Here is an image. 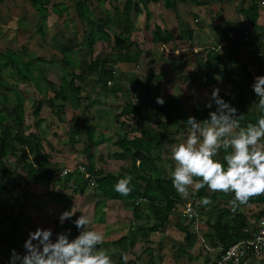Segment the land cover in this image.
<instances>
[{"label": "crops", "instance_id": "0c3cea01", "mask_svg": "<svg viewBox=\"0 0 264 264\" xmlns=\"http://www.w3.org/2000/svg\"><path fill=\"white\" fill-rule=\"evenodd\" d=\"M148 8L151 22L147 29L142 12L136 14L135 18L139 16L138 18H134L135 29L130 38L131 46L121 50L114 47L113 42L97 41L93 45L92 53L87 47V52L85 48L83 53L81 51L80 58L75 63V72H79L81 67L86 75L84 81L76 84L80 86L79 93L69 91L68 101L60 110L61 119L47 111L41 116L44 120H41L38 130L41 132L42 152L48 153L51 164L58 168L55 173L85 163L84 149L88 140H92L91 152L95 170H100L103 174H126L131 161L129 154L123 150L126 147L123 138L132 139L140 135L146 127L170 117L172 123L167 127L166 140L159 148L153 146L160 156L156 166L158 172L168 178V170L175 166L171 152L179 143L177 135H186L185 121L189 116L200 121L208 118L209 112L205 105L213 88H219V96L230 93L234 99L238 93L234 85L245 82L241 66H245L251 75V83L255 76L264 75V0H173L170 7L158 2L148 4ZM155 25L174 37L182 29H191L190 48L178 50L173 41L152 42ZM107 31L111 35H120L122 29L111 26ZM60 45L61 43L58 46ZM80 48L82 47L79 46L76 50H81ZM107 49L112 53H108ZM125 50L132 55L136 53V57L129 58L124 53ZM47 61L51 62L49 59ZM91 61H103L104 68L113 70V79L100 77L96 69L90 72L88 65ZM64 69L67 73L70 72L68 68ZM64 69L59 81L51 75L48 76L49 79L59 83L65 73ZM218 71L226 73L218 75ZM207 74L215 79L209 85L206 82ZM247 96L252 98L250 94ZM157 97L177 98L181 109L170 112L167 117L159 111ZM129 99L136 106L137 112L125 116L122 115L121 108ZM162 116L165 119H161ZM90 130L101 136L92 138ZM71 139L75 141L72 142ZM55 178L60 186L62 176L56 174ZM32 186V194L37 192L40 197L44 195L41 186ZM64 190L74 191L70 197L71 211L77 213L84 205L90 209L92 225H102L110 229L127 226L124 228L125 233L123 231L119 237H130L131 234L128 233L132 230L135 237L133 248L139 243L140 250L135 254V248H129L128 245L126 250H119L131 264H146L150 259L154 264H213L222 249L220 243L210 238L215 234V219L222 217L220 223L227 224L228 229L241 227V232L247 236L256 228L257 218L264 213V201H251L233 210L230 203L233 194L217 192L212 203L205 206V210L211 211L206 214L200 212V218L193 221L187 219L182 209L183 203L188 199L180 196L164 229L161 232H148L147 227L152 225L153 218L146 202L140 201L139 215L134 217L129 202L104 200L95 186L86 187L84 192L71 187ZM189 192V197L195 195L192 189ZM88 200H91L90 203ZM99 211L102 215L98 222H94L96 212ZM45 212L46 216L50 214L48 208H44L42 214ZM238 214L240 216H236ZM240 222L246 225H240ZM181 224L188 225L190 231L196 234L197 238L190 249L180 250L184 243V233L178 228ZM238 264H264V255L247 256Z\"/></svg>", "mask_w": 264, "mask_h": 264}, {"label": "trees", "instance_id": "16d2710c", "mask_svg": "<svg viewBox=\"0 0 264 264\" xmlns=\"http://www.w3.org/2000/svg\"><path fill=\"white\" fill-rule=\"evenodd\" d=\"M55 1L29 0L39 18L36 23L38 34L45 35L44 29L47 27V18L50 12L59 15L65 13L67 16V19L64 21L65 25H70L68 24L70 23L69 20L72 21L70 28L72 31L75 29L74 35L76 36L81 32V38L91 53L93 51V45L97 41L106 43L113 42L114 47L121 50L126 49V47L132 45L130 38L135 29L134 18L136 14L141 12L144 14L145 28L147 29L148 20L151 17L148 4L162 2L165 7L173 5V0H125L122 3V7H120L119 0H113L112 5L108 9L104 7L105 0H97L96 6L98 11L94 13L88 4L90 0ZM111 26L121 27L122 31L120 35H111L107 31ZM73 38L70 37L66 42H71ZM168 41H173L178 50L190 48L192 44V31L191 29H182L179 35L174 37L168 31H163L158 25H155L152 42L167 43ZM70 50V47L59 49L61 55L60 60L70 72L67 73L65 71L60 82L56 83L54 80L49 79L46 67L48 63L43 57L36 55L34 52H30L26 47L20 50H14L9 47L0 49V88L4 87L7 90V92L0 91V190L8 194L18 189L22 191V196L26 197L29 193L26 187L33 184L41 186L44 195H54V171L58 168L51 164L49 154L42 152L41 132L38 130V127L41 123V116L46 111L56 114L61 119L60 110L68 101L69 91L78 94L80 86L76 84L81 83L85 79L86 71L81 67H79V72H75V63H77V60L71 55ZM124 53L131 59L136 57V53L132 55L128 50ZM231 64L232 61H230ZM207 65L212 67L208 62ZM104 66L105 63L103 61H91L88 69L90 72L96 69L100 77L112 80L113 70L108 67L104 68ZM241 69L245 76V82L234 85L238 91L234 99L231 98L230 93H222L220 97L237 109V114L242 116L240 121L241 126L245 127L249 123L255 124L261 116H264V113L257 108L259 98L251 89V75L245 66H241ZM2 71L7 72L8 75L12 74L13 76H17L23 83L32 86L30 92H32L34 99L31 103L30 112L35 118L34 121L25 122L27 115L25 110L26 95L18 88L17 82H10L2 75ZM224 73L226 71L217 72L218 75ZM214 81L213 76L210 74L206 75L208 85ZM41 82H44L48 89L42 87ZM229 83L232 85L231 82ZM47 90L51 92V95H45L43 97V94L48 93ZM10 93L11 96L9 95ZM38 93L42 94V99L39 98ZM248 94L252 98H249L247 96ZM163 99L165 103L159 108V111L163 115L168 117L170 112L181 109L177 98ZM10 103L12 106L9 107ZM44 105L48 109L40 113ZM215 107L213 105L207 111H214ZM121 111L122 115L128 116L134 111L137 112V108L132 105V101L129 99L122 105ZM171 123V118L169 117L165 121H157L153 126L146 127L140 135L134 136L132 139L123 138L125 139L123 141L126 143V147L123 150L129 154L131 161V165L127 169L128 172L126 174H103L100 170H95L91 152L92 140H88V145L84 149L86 162L82 163V166L94 179L95 188L102 193L104 200L129 202L134 217H138L139 215L140 201L146 202L149 213L153 218L152 225L147 227L148 232L157 230L161 232L166 226L165 224L168 221L169 215L176 208V203L180 200V195L172 186L171 178L156 176V172L158 171L156 166L157 162L160 161V156L158 154L151 155L152 145L159 148L166 140L168 135L167 127ZM71 140L72 142L75 141L73 139ZM18 152H20L18 159L21 163L17 162L14 166H11L9 164V155L15 156ZM27 152L31 153V159H29ZM225 154L221 150L216 159L222 160ZM136 162L138 163L136 164ZM126 176L132 177L130 183L132 191L128 196H122L114 189L117 182ZM89 182L90 180L85 178L80 171L71 169L62 176L60 187L64 189L71 187L79 192H84L85 188L89 186ZM194 196L199 212L206 214L207 211L210 212L211 210H205V206H201V199L203 197H210L213 201L217 193L209 192L207 187H205L195 192ZM251 201L262 202L264 201V195L253 197L248 202ZM236 216H240V214ZM221 220L222 217L215 219L213 223L215 234L210 238L220 243L222 249L229 247L231 244L246 236L245 233L241 232V227L234 230L228 229L227 224L220 223ZM4 223L5 229L0 233V236L6 243L7 250L15 249L22 241V236L16 232L13 217H7ZM240 225L246 224L241 223ZM178 228L184 233V243L181 244L180 250L190 249L195 243L197 238L196 234L190 231L188 225L181 224ZM128 234H131V236L124 235L116 241H104L103 244L116 245L122 251L126 250L127 245L129 248H133L135 237L132 230ZM0 264H5V262L0 260ZM6 264H9V260ZM118 264H127L123 253L118 257ZM146 264L154 263L150 259Z\"/></svg>", "mask_w": 264, "mask_h": 264}, {"label": "clouds", "instance_id": "9594fccd", "mask_svg": "<svg viewBox=\"0 0 264 264\" xmlns=\"http://www.w3.org/2000/svg\"><path fill=\"white\" fill-rule=\"evenodd\" d=\"M251 89L259 98L257 108L264 113V75L254 77ZM213 102L215 110L209 111L207 119L200 121L189 116L185 121L186 135H177L179 143L171 152L175 166L168 174L183 199L189 198V189L198 192L207 187L213 193H232L230 203L235 210L251 198L264 195V116L255 124L242 127V116L219 96V88H213L205 107L211 109ZM156 103L163 106L165 101L157 97ZM221 150L226 154L222 160L216 159ZM131 180V176L120 179L114 190L128 196ZM200 203L207 206L212 200L203 197ZM188 212L195 215L190 206ZM74 214L71 210L63 211L59 223L63 225ZM72 223L78 235L71 239V229L55 234L51 228L30 231L23 244L24 253L12 249L9 264H114L106 251L98 247L104 243V234L86 230L91 224L88 216L80 215Z\"/></svg>", "mask_w": 264, "mask_h": 264}, {"label": "rangeland", "instance_id": "374dc122", "mask_svg": "<svg viewBox=\"0 0 264 264\" xmlns=\"http://www.w3.org/2000/svg\"><path fill=\"white\" fill-rule=\"evenodd\" d=\"M97 2H98L97 0H90L88 2L90 9H92L94 13L98 11L96 6ZM105 2H104L105 3L104 7L109 9L113 3V0H105ZM118 2L120 7H122L123 1L119 0ZM138 17L139 16H137L136 18ZM38 19H39L38 15L35 13L34 8L32 7L29 0H1L0 1V49H5V47H9L14 50H20L26 47L29 49L30 52H34L36 55L43 57V59L47 63L50 62L47 61L48 59L51 60L50 66H46L47 75L49 77L51 75L53 79L59 81L62 70L65 68V66L60 60L61 58L59 52L60 47L62 49L64 48L66 49L70 47L71 55L76 60H79L80 58L79 54H81V51L82 50L84 51V48L86 47L85 42L81 38L82 36L81 32L78 33L76 36L74 35L75 29L72 31V29L70 28V26L72 25L71 20H69L70 23H68L70 25H65L64 21L67 19L65 13H63L62 15L53 12L49 13V16L47 18V27L44 29L45 32L44 36L38 34L37 32L36 23L38 22ZM149 22H151V17L148 20V24ZM70 37L71 38L74 37L73 40H71V42H66L67 39H69ZM59 43H61L60 47L58 46ZM79 46H81L82 48H80L81 50L77 51L76 49H79ZM107 51L108 53L109 52L112 53V51L108 49ZM85 52H87V49ZM43 68L45 69V67ZM65 71L66 69H64V72ZM2 75L10 82H17L18 88L26 95L27 98V100L25 101V110L27 114L25 118L26 119L25 122L28 123L34 121L35 118L31 115L30 112L31 103L34 99L32 97V92H30L32 86L23 83V81H21L17 76H13L12 74L8 75L7 72L5 71H2ZM41 86L48 89V87L45 86L44 82H41ZM0 91L7 92L6 88L4 87H1ZM47 92H48L47 94H43V97L45 95H51L50 91L47 90ZM9 95L11 96V93ZM38 95L39 98L42 99V94L38 93ZM10 106H12L11 103L9 104V107ZM42 108L43 109L41 110L40 113L48 109L46 105H44ZM41 120H44V118L42 117ZM40 124H42V122ZM76 134H78V132L74 133V136ZM90 134L92 135L91 136L92 138L101 136V135L97 136V134L92 132V130H90ZM19 154L20 152H18V154L15 156L9 155V164L11 166H14L17 162H20V160L18 159ZM155 154L159 155L158 151L152 145L151 155L154 156ZM27 155L29 159H31L32 157L31 153L27 152ZM156 176L165 177L163 174H161L158 171L156 172ZM54 182H55L54 185H56V187L54 189V195L52 197H48L47 195H42V197H40V193L37 192L32 194V188H33L32 185L26 187L29 192L28 193L29 198L28 197L25 198V196H22V191L18 189H16L11 194H8L5 191L0 190V233L3 232V230L5 229V223H4L5 219L7 217H13L15 220L16 232L18 235L22 236V241L20 242L18 247L15 248V250L18 253L20 252V254L24 253L23 244L24 241L27 239L29 232L35 231L37 227L51 228L54 234L65 231L66 229H71V236L69 237L71 239L74 238L76 235H78V231L75 228L72 221H74L80 215H85L91 218L90 209L86 205H84L83 208H81V210H78L77 213H75L72 216L71 220H66L64 224L61 225L59 223V216L63 211L70 210V207L72 208L70 197H72L71 195H73L74 191L61 189L59 183H57L56 178H54ZM64 196H66V200H64ZM193 197H189L187 201L189 200L194 201L195 199ZM90 201L91 200H88L87 202L90 203ZM44 208L49 209L50 211L49 215L46 216V212L44 213V215L42 214ZM96 213L97 214L96 217L94 218V222H98V218L101 217L102 215L101 211ZM50 218H52V221L50 220ZM53 222H55L54 225ZM126 227L124 225L121 228L117 226L115 229H110V228H105L102 225L90 224L87 226L86 230L93 229V230L101 231L105 236L104 241H108V240L116 241L119 235L123 233V231L126 229ZM53 239H55V235L53 236ZM5 244L6 243L4 242L3 238L0 236V260L5 262L6 264L10 258L11 250H7ZM98 247L106 251V253L112 258L114 264H118V257L120 254H122L119 251L118 246L114 245L111 247H104V245H101ZM139 247L140 245L139 243H137V245L134 247L135 250L133 251V253L136 254V252L140 250ZM126 255L127 254H125V256ZM127 264H131V263L127 262Z\"/></svg>", "mask_w": 264, "mask_h": 264}, {"label": "built area", "instance_id": "2783aa9c", "mask_svg": "<svg viewBox=\"0 0 264 264\" xmlns=\"http://www.w3.org/2000/svg\"><path fill=\"white\" fill-rule=\"evenodd\" d=\"M109 84L110 81H107ZM80 171L85 178L90 180L89 185L95 186V181L92 176L87 173L84 167L79 164L75 168ZM83 169V171H82ZM71 169L64 168L61 171H56L55 175L64 176ZM87 174V175H86ZM189 206L195 212V215H192L188 212ZM183 213L189 220L197 221L200 218V212L197 207V202L194 201H185L183 203ZM264 255V213L257 218L256 228L249 232V234L235 243L231 244L225 249H221L218 257L214 260L213 264H238L242 259L247 256H257Z\"/></svg>", "mask_w": 264, "mask_h": 264}]
</instances>
